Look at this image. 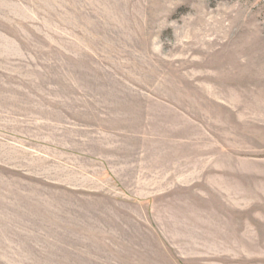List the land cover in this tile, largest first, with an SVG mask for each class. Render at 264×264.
Listing matches in <instances>:
<instances>
[{
	"label": "rangeland",
	"instance_id": "rangeland-1",
	"mask_svg": "<svg viewBox=\"0 0 264 264\" xmlns=\"http://www.w3.org/2000/svg\"><path fill=\"white\" fill-rule=\"evenodd\" d=\"M0 264H264V0H0Z\"/></svg>",
	"mask_w": 264,
	"mask_h": 264
}]
</instances>
